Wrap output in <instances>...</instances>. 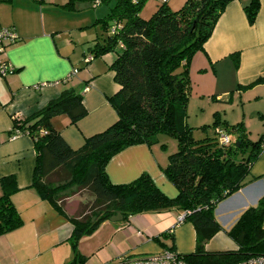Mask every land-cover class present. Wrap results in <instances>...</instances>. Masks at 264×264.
I'll return each instance as SVG.
<instances>
[{"label": "crops", "instance_id": "crops-1", "mask_svg": "<svg viewBox=\"0 0 264 264\" xmlns=\"http://www.w3.org/2000/svg\"><path fill=\"white\" fill-rule=\"evenodd\" d=\"M1 1L0 26L13 29L19 40L5 54L13 71L0 77V180L12 177L15 181L17 190L11 194L10 202L21 226L0 236V264H70L75 251L69 243L73 226L67 217H73V210L63 208L64 214L59 213L31 188L33 142L27 135L12 133L13 118L28 117L61 91L74 89L82 94L87 115L73 125L65 115L53 118L51 123L65 144L78 150L86 138L117 120L108 103L119 90L109 69L117 56L108 53L86 62L99 35L95 22L103 18L96 11L75 4L74 10L62 9L68 0H44L42 4L33 0ZM246 3L247 0L229 3L202 50L192 56L187 112L195 108L198 118L208 111L211 121L205 122H212L217 114L228 125L241 123L248 138L255 141L264 136V0H259L252 26L243 13ZM73 70L76 74L70 76ZM85 87L88 90L83 92ZM158 151H162L160 145ZM166 165L167 157L141 144L113 156L105 172L114 185L148 175L163 194L175 197L176 189L162 173ZM262 196L264 150L251 166L246 185L217 205L214 216L222 230L205 245V250H236L225 231ZM179 216L176 211H168L135 215L127 222L105 221L93 234L79 240L77 252L85 258L83 264H115L123 257L137 259L158 254L169 249L167 242L171 240L177 254H191L194 230L189 223L177 224ZM164 233H171L172 238H161ZM188 235L193 238L192 247L183 249L181 243Z\"/></svg>", "mask_w": 264, "mask_h": 264}, {"label": "trees", "instance_id": "trees-1", "mask_svg": "<svg viewBox=\"0 0 264 264\" xmlns=\"http://www.w3.org/2000/svg\"><path fill=\"white\" fill-rule=\"evenodd\" d=\"M75 1L68 0L62 9L74 10ZM146 1H98L113 2V7L95 22L99 35L89 56L92 60L108 53L117 56L109 67L119 87L108 99L117 116L114 124L86 138L78 150H71L51 122L65 115L73 125L87 115L82 94L74 89L61 91L28 117L13 118L12 133L27 135L33 142L31 188L61 214L62 196L73 187L86 190L93 197L88 215L67 217L73 226L69 243L75 251L70 264L85 261L77 252L79 240L93 234L117 213L121 222L147 213L176 211L184 215L182 223H190L195 234L193 253L180 255L186 264H238L264 256V196L255 206L242 211L225 231L236 250H205V245L222 230L214 216L217 205L246 185L251 166L264 150V136L252 141L243 124L228 125L214 114L212 124L200 128L204 137L195 140L194 128L187 124L191 58L202 50L226 6L235 0H186L177 11H171L168 2H158L155 12L145 20L139 14ZM259 8V0H247L243 5L250 26L255 23ZM258 82L260 79L255 81ZM216 128L229 138L233 135L235 141L230 138L229 144L221 145ZM208 130H212L210 135ZM163 136L177 144L162 170L177 191L175 197L163 194L148 175L122 185L109 181L105 167L113 156L141 144L160 145L164 150L165 144L159 139ZM53 177L56 181H51ZM0 184L1 236L19 228L21 220L10 202L11 194L17 190L14 179L2 178ZM160 237L171 239L172 234ZM165 250L173 251V246Z\"/></svg>", "mask_w": 264, "mask_h": 264}, {"label": "rangeland", "instance_id": "rangeland-1", "mask_svg": "<svg viewBox=\"0 0 264 264\" xmlns=\"http://www.w3.org/2000/svg\"><path fill=\"white\" fill-rule=\"evenodd\" d=\"M98 1L99 0L96 1L77 0L75 1V5H83L84 9H86L87 7L91 11L92 10L96 11L100 17L104 18L108 14L109 9L113 7V2H109L108 4H104V3L99 4ZM185 2L186 0H168L167 5L171 11H177L184 5ZM0 3H2L1 0ZM95 3H97V6L94 5ZM156 6H158V2H156L155 0H147L139 16L145 20L149 19L151 15L154 13ZM195 111L196 109L191 107L187 112L188 114L187 124L190 127L194 128L193 138L195 140H199L204 137V133L200 130V128L203 126H210L213 121L205 122L207 121V119L211 121L209 118L208 111H206L204 115H200L198 118L195 117L194 114ZM211 131L212 130H208L207 134L210 135ZM230 138L232 139V141H235V137L233 135H230ZM159 139L161 143L165 144L164 150L161 149L162 150L161 152L158 151L159 145H155L152 147L156 150V154H159L160 157L161 156L167 157L169 154H172L177 150V144L174 139L164 136L159 137ZM51 181H56V177L51 178ZM93 200H94L93 197L88 191L78 190L75 187H73L72 189L68 190L66 193L63 194L60 204L65 209L73 210V217H84L89 214ZM192 242H193V238L188 235L185 239H183L181 246L183 249H190L192 247ZM167 243L169 244V246H172L171 240L168 241Z\"/></svg>", "mask_w": 264, "mask_h": 264}, {"label": "built area", "instance_id": "built-area-1", "mask_svg": "<svg viewBox=\"0 0 264 264\" xmlns=\"http://www.w3.org/2000/svg\"><path fill=\"white\" fill-rule=\"evenodd\" d=\"M155 1L159 3L168 2V0H155ZM33 2L42 3L44 2V0H33ZM94 5L97 6V3H95ZM18 40L19 38L16 35V33L13 31V29L0 26V77L2 78L13 71L12 66L8 63V61H6L5 54L7 48L16 44ZM91 60L92 58L88 56L86 62ZM75 74H76V70H73L70 76H74ZM87 90L88 89L85 87L83 89V92ZM215 131L218 134V141L221 145L229 144L230 138L221 128H216ZM262 148H264V142H262ZM183 219H184V215H180L177 218V224H181L183 222ZM115 264H186V263L180 258V255L177 254L175 251L173 252V251L164 250L158 254L143 258L130 259L123 257L120 258L118 263ZM238 264H264V256L249 258L248 260L240 262Z\"/></svg>", "mask_w": 264, "mask_h": 264}, {"label": "water", "instance_id": "water-1", "mask_svg": "<svg viewBox=\"0 0 264 264\" xmlns=\"http://www.w3.org/2000/svg\"><path fill=\"white\" fill-rule=\"evenodd\" d=\"M121 220H122L121 215L119 213H117L115 216L111 217L109 221L110 222H119Z\"/></svg>", "mask_w": 264, "mask_h": 264}]
</instances>
